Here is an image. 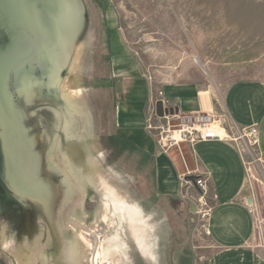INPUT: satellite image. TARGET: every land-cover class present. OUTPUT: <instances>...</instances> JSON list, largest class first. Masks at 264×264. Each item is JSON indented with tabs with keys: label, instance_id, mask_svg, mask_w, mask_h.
I'll list each match as a JSON object with an SVG mask.
<instances>
[{
	"label": "rangeland",
	"instance_id": "374dc122",
	"mask_svg": "<svg viewBox=\"0 0 264 264\" xmlns=\"http://www.w3.org/2000/svg\"><path fill=\"white\" fill-rule=\"evenodd\" d=\"M199 74L264 82V0H0V264H203L196 190L145 182L114 123L126 78L159 95ZM242 148L264 255V161Z\"/></svg>",
	"mask_w": 264,
	"mask_h": 264
},
{
	"label": "crops",
	"instance_id": "0c3cea01",
	"mask_svg": "<svg viewBox=\"0 0 264 264\" xmlns=\"http://www.w3.org/2000/svg\"><path fill=\"white\" fill-rule=\"evenodd\" d=\"M119 63L117 71L121 75ZM126 79L115 108V142L121 150L136 154L135 160L148 170L145 182L152 178L160 192L177 197L180 176L202 174L208 178L212 212L207 230L212 252L203 264H264V255L252 245L256 222L244 150L239 152L230 142L204 140L192 145L183 142L178 149L173 146L163 151L155 132L148 129L155 123L154 110L160 101L171 113L226 115L239 130L258 127L257 147L264 161V82L244 80L224 86L199 74L190 81L163 85L158 95L148 84Z\"/></svg>",
	"mask_w": 264,
	"mask_h": 264
},
{
	"label": "built area",
	"instance_id": "2783aa9c",
	"mask_svg": "<svg viewBox=\"0 0 264 264\" xmlns=\"http://www.w3.org/2000/svg\"><path fill=\"white\" fill-rule=\"evenodd\" d=\"M154 119L157 120L156 123L149 124L148 129L155 132L158 144L165 151L183 142L192 145L204 140L233 143L239 152L243 151V142L256 146L259 144V129L256 125L245 126L239 130L226 115L215 112L176 113L173 111L171 113L169 109H166L164 115L159 116L154 110ZM217 127H222L224 133L219 132ZM245 166L251 182V170L248 168L247 161H245ZM187 176H194V180L187 179ZM187 176H180V186L182 189L192 187L196 190V195H188V197L195 207V212L205 221L204 226L209 234L207 228L212 212V203L208 198V192L211 190L210 183L208 178L202 174Z\"/></svg>",
	"mask_w": 264,
	"mask_h": 264
},
{
	"label": "bare ground",
	"instance_id": "6f19581e",
	"mask_svg": "<svg viewBox=\"0 0 264 264\" xmlns=\"http://www.w3.org/2000/svg\"><path fill=\"white\" fill-rule=\"evenodd\" d=\"M217 130L221 133H224V130L222 127H217ZM25 149H27L29 151V153L31 154V156H34L32 153H33V150H32V147H25ZM71 155L74 157L75 161L79 164L80 167H82V161L79 159V156L76 155L73 151L69 150ZM35 157V156H34ZM21 158V157H20ZM22 159V158H21ZM32 159H34L33 157L31 158H27V159H24L23 160V163L28 165L30 163V160L32 162Z\"/></svg>",
	"mask_w": 264,
	"mask_h": 264
},
{
	"label": "flooded vegetation",
	"instance_id": "af4514ba",
	"mask_svg": "<svg viewBox=\"0 0 264 264\" xmlns=\"http://www.w3.org/2000/svg\"><path fill=\"white\" fill-rule=\"evenodd\" d=\"M5 179V174L3 173V171L0 170V188H4V185L2 184V181ZM1 199V198H0ZM4 201V200H2ZM6 206V205H5ZM10 206H7L6 208H4L3 210H0V215H4V216H8L12 211L10 210ZM11 220V219H10ZM5 253V252H4ZM5 255L9 258H11L8 254L5 253ZM3 260L0 258V262H2Z\"/></svg>",
	"mask_w": 264,
	"mask_h": 264
},
{
	"label": "water",
	"instance_id": "95a60500",
	"mask_svg": "<svg viewBox=\"0 0 264 264\" xmlns=\"http://www.w3.org/2000/svg\"><path fill=\"white\" fill-rule=\"evenodd\" d=\"M156 112L159 116H162L163 113H164V107H163V103L160 101L157 103V106H156ZM187 179H191V180H194V176H187ZM191 210L192 211H195V207L192 205L191 207Z\"/></svg>",
	"mask_w": 264,
	"mask_h": 264
}]
</instances>
